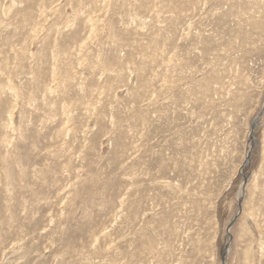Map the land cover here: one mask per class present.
<instances>
[{"label": "rangeland", "instance_id": "1", "mask_svg": "<svg viewBox=\"0 0 264 264\" xmlns=\"http://www.w3.org/2000/svg\"><path fill=\"white\" fill-rule=\"evenodd\" d=\"M263 108L264 0H0V264H264Z\"/></svg>", "mask_w": 264, "mask_h": 264}, {"label": "water", "instance_id": "2", "mask_svg": "<svg viewBox=\"0 0 264 264\" xmlns=\"http://www.w3.org/2000/svg\"><path fill=\"white\" fill-rule=\"evenodd\" d=\"M263 110H264V108H263ZM262 113H263V112H262ZM262 113L256 117V119L254 120V122H253V124H252V129H253V131H252V133H251V135H250V140H251V141L254 139L253 132H254L255 127L257 126L258 119H259V117L262 115ZM251 147H253V144H252ZM250 156H251V151L247 154L246 162H245V166L248 164V161H249ZM243 176H244V179H245V181H246V175H243ZM245 181H244V184H245ZM243 188H244V186H243ZM241 201H242V198L240 197V199H239V212L241 211V204H242ZM237 216H238V214L234 217V220L236 219ZM234 220L231 222V224L229 225V227L234 223ZM226 254H227V253H225V254L223 255V260H225V258H226Z\"/></svg>", "mask_w": 264, "mask_h": 264}, {"label": "bare ground", "instance_id": "3", "mask_svg": "<svg viewBox=\"0 0 264 264\" xmlns=\"http://www.w3.org/2000/svg\"><path fill=\"white\" fill-rule=\"evenodd\" d=\"M254 143H255V138H254L252 141L250 140V145H251V146H252V144H254ZM251 146H250V147H251ZM247 177H248V176L246 175V179H247ZM243 186L245 187L244 181H243L242 188H243Z\"/></svg>", "mask_w": 264, "mask_h": 264}]
</instances>
